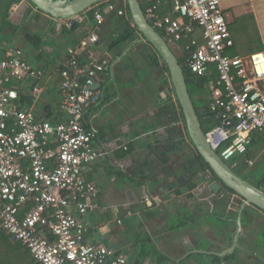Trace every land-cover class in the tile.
I'll return each instance as SVG.
<instances>
[{
	"label": "crops",
	"instance_id": "1",
	"mask_svg": "<svg viewBox=\"0 0 264 264\" xmlns=\"http://www.w3.org/2000/svg\"><path fill=\"white\" fill-rule=\"evenodd\" d=\"M219 3L234 41L231 55L263 50L264 0ZM75 21L79 25L73 28ZM106 24L104 21L99 29V42L79 51L81 61L106 62L97 86L102 97L84 112V121L96 130L93 144L101 152L85 171L86 179L99 189L98 209L82 218L88 228L85 241L125 255L130 264H163L165 260L170 264H264V211L246 205L238 230L241 197L223 187L222 192H214L211 185L215 181L208 177L187 178L175 160L178 153L174 156L168 147L170 140L177 139L178 130L168 127L160 113L169 92H157L148 74L143 78L135 43L116 44L115 31ZM92 25L93 18L83 13L72 20L56 19L28 0L8 8L4 0L0 2V54L19 48L32 66L43 70L40 78L20 84L22 108L32 109L38 119L64 118L59 70L68 58L67 48L77 46ZM234 30L242 34V41L234 37ZM33 34L39 36L37 44L29 40L28 35ZM36 87L38 92L30 94ZM174 124L184 130L181 121ZM258 145L251 148L255 165L264 158L263 142ZM181 147L178 152L187 153L183 149L188 147L187 139ZM254 176L251 183L261 180ZM205 216L212 218L211 222L204 220ZM9 239L1 241L4 249L8 247V251H0L4 264L37 263L18 241ZM158 245L165 250L162 255L157 254L162 253ZM228 254L234 255L227 261Z\"/></svg>",
	"mask_w": 264,
	"mask_h": 264
},
{
	"label": "built area",
	"instance_id": "2",
	"mask_svg": "<svg viewBox=\"0 0 264 264\" xmlns=\"http://www.w3.org/2000/svg\"><path fill=\"white\" fill-rule=\"evenodd\" d=\"M145 1L148 23L182 51L187 68L198 76L212 68L217 73L210 109L218 122L205 132L207 142L232 168L241 162L252 167L250 144L261 138L264 145V49L247 56L227 53L234 41L219 0H170L166 14L159 11L163 0ZM124 7L108 2L105 12L123 15ZM104 19L98 7L91 31L67 48L59 70L64 118L58 121L38 119L20 105V84L40 78L43 70L19 48L0 55V227L38 264H130L125 255L84 239L82 218L99 207L98 186L85 171L101 154L84 112L102 97L93 86L106 62H82L79 51L99 42ZM35 92L37 87L30 94Z\"/></svg>",
	"mask_w": 264,
	"mask_h": 264
},
{
	"label": "trees",
	"instance_id": "3",
	"mask_svg": "<svg viewBox=\"0 0 264 264\" xmlns=\"http://www.w3.org/2000/svg\"><path fill=\"white\" fill-rule=\"evenodd\" d=\"M19 0H4V3L6 7H10L12 3H16ZM0 2H3L0 1ZM108 2L115 3L117 6H125V14L118 15L115 11L111 12H105V8ZM140 5L143 10H145V7L150 2H147L145 0H139ZM100 7L101 10L104 13V21L110 25L109 27L115 31L116 37L114 38V42L116 44H123V45H130L132 43H135L134 48L138 51L139 55L141 56V61H143V67L140 68V71H146V74L149 75V81L152 83L154 81L156 83L157 92H160L163 89H166L169 92L168 100H162V105L160 107V113L162 116H164L167 119V125L173 130H177L175 134H177V139L170 140V143L168 144L169 150L173 153L175 156L177 153L179 155L178 159H175L179 162L181 168L183 169V172L186 173L187 178L193 179L196 177H199L201 175L204 177H208L212 181H217L218 177L216 174L211 170L209 164L201 157V155L198 153L196 148L194 147L191 139L188 136L185 120L183 117V113L181 110V106L177 100L176 94L174 92L170 75L168 68L162 61L159 54L156 52V50L150 45L148 42H138L139 39L143 38V35L137 30L136 26H134L126 1L125 0H104L101 2H98L95 4L93 8L90 10L84 12L88 19L93 18L94 11ZM172 8V2L170 0H163L161 5H159V11L161 14H166L168 11H170ZM7 15L6 13L3 15V19L6 21ZM79 25L78 21H75L72 23V27H77ZM229 28V25H228ZM72 30V29H71ZM230 30V29H229ZM157 32L164 37V34L161 30H157ZM29 40L33 44H37L39 42V36L37 35H28ZM232 37V36H231ZM199 41H201V37L198 38ZM167 41V40H166ZM186 40L180 42V47L185 45ZM169 44V42L167 41ZM171 50L175 53L176 51L172 48L171 45H169ZM234 46V45H233ZM228 49V54H233L232 48ZM178 53V52H177ZM3 56L2 54H0ZM177 56V55H176ZM178 61L180 65L182 66V69L184 71L185 80L187 83L188 92L191 96V99L193 101L194 107L197 111V114L199 116V120L202 126V129L204 132H207L210 128H212L217 122V118L215 116V113L211 111L210 109V102L212 101L211 98V89L210 86L212 82L214 83L217 79V73L212 68L211 71L206 73L203 76H198L195 73H192L187 66L184 63V56L182 54V51H180V54L177 56ZM81 60V59H80ZM84 62V61H82ZM103 72V71H102ZM143 75V74H142ZM154 83V84H155ZM153 84V83H152ZM172 95V97H171ZM173 100V101H172ZM202 111V113H200ZM181 121L184 127V130H182L179 127L175 126L174 122ZM85 124L87 125V120H85ZM88 126V125H87ZM186 136V137H185ZM186 139L188 141V147H184V143L186 142ZM175 140V141H174ZM261 141V138H256L252 141L250 144V149L248 150L247 157H251L252 155V146L253 148L256 147L259 142ZM181 146H183L187 153L183 151V154L179 153L178 151L181 150ZM259 146V145H258ZM182 157V158H181ZM229 166H231V161L226 162ZM245 165V164H244ZM256 165H261V167L264 169V158L262 157ZM255 165V166H256ZM144 166V164L142 165ZM249 167V166H247ZM142 168V167H141ZM250 171H248L249 174H254L252 167H249ZM234 170H236L234 168ZM142 169H140V172ZM245 179L250 180V178L247 177V174L243 176ZM251 182V180H250ZM256 186H264V170L261 176V180L257 182H252ZM223 189L226 191H229L231 193H234L231 189L228 187L222 185ZM222 192V191H221ZM245 215L248 214L247 210H244ZM0 251L1 249L4 251H8V247H3L1 244V241H9V234L6 233L2 228L0 229ZM22 246L20 242H17ZM9 246V245H7ZM26 252L31 256L29 251L25 249ZM234 254H228L225 256V259L228 261L230 256H233ZM32 258V257H31ZM7 262V259H6ZM5 263V258L0 257V264ZM10 264V262L8 263ZM12 264H15L14 262ZM38 264V263H36Z\"/></svg>",
	"mask_w": 264,
	"mask_h": 264
},
{
	"label": "water",
	"instance_id": "4",
	"mask_svg": "<svg viewBox=\"0 0 264 264\" xmlns=\"http://www.w3.org/2000/svg\"><path fill=\"white\" fill-rule=\"evenodd\" d=\"M35 7L56 19H75L104 0H28ZM132 22L143 35L138 42H148L156 50L169 71L170 80L181 106L189 138L201 157L209 164L218 180L211 185L214 192H220L222 185L239 195L242 203L238 206L237 226L241 228V212L246 205H254L264 211V188L256 186L229 166L214 151L206 140L199 116L188 92L184 71L177 56L166 40L147 21L139 0H125ZM98 82L94 84L97 88ZM202 113V111L200 112Z\"/></svg>",
	"mask_w": 264,
	"mask_h": 264
},
{
	"label": "rangeland",
	"instance_id": "5",
	"mask_svg": "<svg viewBox=\"0 0 264 264\" xmlns=\"http://www.w3.org/2000/svg\"><path fill=\"white\" fill-rule=\"evenodd\" d=\"M107 25V24H106ZM101 29H103V27H101ZM235 31V30H234ZM244 33V32H243ZM234 37L238 40V39H240L241 41H242V34L239 32V31H235L234 32ZM252 41L253 42H256V40H255V38H254V36H253V39H252ZM253 42H251V41H248V44H251V43H253ZM176 55L178 56L179 55V53H177V51H176ZM143 61H141V64H140V68L141 67H143ZM142 74H143V78L145 77V75H146V71H143V70H141L140 71ZM150 82V81H149ZM252 169H253V173L254 174H252V176H248L247 175V177L248 178H250V180H252L253 179V176L255 175L257 178L258 177H261L262 176V173H263V168L261 167V165H256L255 166V164L252 166ZM254 176V177H255ZM190 219V221H191V217H188V218H186V220H189ZM194 219V218H193ZM198 219V218H197ZM197 219H195V220H197ZM212 218H210V217H208V216H205V218H204V220H206V221H210ZM211 222V221H210ZM217 222V221H216ZM148 244V243H147ZM158 247H159V245H158ZM159 250L161 251V249H160V247H159ZM158 251V250H157ZM159 252V251H158ZM157 252V254L158 255H162L163 253H165V250L163 249L161 252V254H160V252L158 253ZM171 263V261H169L168 262V260H165V262L163 263V264H170Z\"/></svg>",
	"mask_w": 264,
	"mask_h": 264
},
{
	"label": "flooded vegetation",
	"instance_id": "6",
	"mask_svg": "<svg viewBox=\"0 0 264 264\" xmlns=\"http://www.w3.org/2000/svg\"><path fill=\"white\" fill-rule=\"evenodd\" d=\"M238 173L241 175L249 174L248 171H250V168L245 166L243 162L239 163L238 166L235 168Z\"/></svg>",
	"mask_w": 264,
	"mask_h": 264
}]
</instances>
